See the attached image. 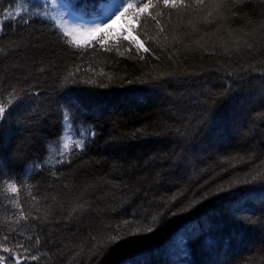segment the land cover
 Returning a JSON list of instances; mask_svg holds the SVG:
<instances>
[{"label":"trees","instance_id":"16d2710c","mask_svg":"<svg viewBox=\"0 0 264 264\" xmlns=\"http://www.w3.org/2000/svg\"><path fill=\"white\" fill-rule=\"evenodd\" d=\"M62 1L83 20L108 2ZM20 3L0 0V9ZM205 3L209 7L201 11L192 0L179 14L163 9L162 0L149 9L162 10L170 42L173 33L184 37L172 45L179 49L172 60L169 49L161 53L155 44L146 46L158 60L127 51L124 36L141 27L130 15L120 17L122 31L106 29L77 46L31 10L21 14L28 23L0 12V104L13 88L23 97L0 126V264H16L2 247L27 256L21 264H94L89 235L133 216L144 227L154 216L161 222L112 245L99 264H264V178L242 182L264 172V49L258 34L264 0ZM217 3V19L201 23ZM229 30L251 32L254 51L231 58L212 54L221 51L212 43ZM201 37L207 51L192 43ZM69 72L95 83L65 84ZM160 73L164 79L154 80ZM66 110L69 131L83 133L86 143L82 150L72 144L58 164ZM36 164L44 166L34 169ZM13 181L16 193L6 191ZM236 181L241 183L233 186ZM202 195L208 199L195 203ZM77 203L85 207L73 212ZM21 211L38 219L15 224ZM18 241L27 253L15 249Z\"/></svg>","mask_w":264,"mask_h":264},{"label":"snow or ice","instance_id":"6c2138e0","mask_svg":"<svg viewBox=\"0 0 264 264\" xmlns=\"http://www.w3.org/2000/svg\"><path fill=\"white\" fill-rule=\"evenodd\" d=\"M23 2H27V0H23ZM55 3V0H54ZM161 3V0H156V3H153V0H110V3L105 8L104 11V18L99 22L94 24L92 27L85 29L84 33L88 36H95L96 33L104 32L109 27V21L115 22L113 20V17H116L117 19L125 16L130 15L134 20L137 21V23L141 26L139 29L133 28L131 29V33H135L132 35L131 33L129 35L124 36V40L127 41L126 49L127 51L131 52L134 48L136 50V55L139 57V59L144 60L145 56L141 55L140 53H147L150 55L153 59L158 60L160 59V56H158L154 49L146 46L149 44H155L163 53L166 49H169L171 51V54L169 55V59L172 60L176 53L179 51L178 48L172 49V45H178L183 43L184 37H177L175 33L171 36V42L169 41V34L166 32L165 25L161 22V17L163 15L162 10H157L154 12L149 11V9H156L158 8L159 4ZM163 9H169V10H176L179 14L181 11H185L190 9L192 5V0H162ZM197 8H199L201 11H203L206 7H209L205 3V0H196ZM221 5L217 3L215 7L208 11L206 15L204 16L201 23H208L211 24L214 20L217 19V15L215 13L219 12V8ZM0 12L4 13L5 19H21L23 23H28V19L25 17H22V12H27V9H20L17 8L15 11H13L12 8H9L7 10L0 9ZM235 14V13H233ZM36 15H41V13H36ZM211 18V19H209ZM54 19V18H53ZM169 21H171V16H169ZM154 25V30L149 31V25ZM189 25L192 27V31L196 32L197 27L195 24H193L192 21H189ZM60 27L59 22H56L54 24V28ZM63 36L68 37L72 36L73 40L71 43L77 44L79 46L78 40H76V34L80 31L78 29H61ZM221 29H217V33L219 34ZM258 34L260 35V45L261 48L264 49V25H261L260 29L258 30ZM187 35L191 36V33H188ZM252 35L251 32L246 33L244 35H237L233 31L229 30L227 37L224 35H218L217 41L212 43L213 49H220L221 51L217 53L216 51H213L212 54H221L224 56H227L231 58L233 55H240L243 52L247 51L249 53H252L254 51L255 45L252 40H250L248 37ZM104 41V37L102 36L100 38V42ZM192 43L198 47L203 48V50L207 51V41H204V38L201 37L200 39H193ZM184 48H189L190 45L187 43L183 44ZM110 50V49H109ZM123 55V53H121ZM43 71V69H41ZM76 71H79V66H77ZM230 75L232 73H229ZM99 75H104L103 72L99 73ZM76 72H69L67 75L64 76L63 83L67 84L69 82L72 83H88L93 84L95 83L94 80L88 79V80H80L77 81L76 78ZM71 78V79H70ZM111 79V77H109ZM153 79H164V73H160L159 76H154ZM104 86V85H100ZM9 99L7 100L6 104H0V126L3 125L8 119H10L13 111L16 107L19 106V104L22 102L23 97L20 96L15 88L11 89L8 93ZM64 122L69 127L71 126V120L68 111H65V117ZM65 135L68 136L69 141H71L72 144H74V147L76 149H83L86 143V136L81 133L78 135H73L70 131L67 129L65 130ZM94 135V133H92ZM61 140H64V135H62ZM69 142L65 141L62 145V149L58 152V155L62 158L59 160H56V163L62 164L67 160V152L69 151ZM47 163V161L45 162ZM264 163V161H262ZM44 165L42 164H36L34 165V169H42ZM55 175V173H53ZM264 178V172L258 173L256 175H252L251 179H245L242 182L244 184H252L256 181ZM2 179V178H0ZM241 183V181H236L233 186L238 185ZM31 187V186H29ZM67 188L68 186L65 185ZM220 191H224L225 189L221 188ZM6 191H10L12 193H16L18 191L17 182H9L6 185ZM213 195L215 193H212ZM29 195H31V192H29ZM33 200H35V197H32ZM173 199H176L174 197ZM208 199V195H202L199 197L195 203H200L202 200ZM13 207H20V204L16 201H13ZM195 204L190 205L189 207L181 208L178 211L171 212L172 216L180 215L182 212H187L190 210L191 207H194ZM85 205L83 203H77L72 211H82L84 209ZM36 211L39 213L41 210L39 208L36 209ZM71 212L69 213V216H71ZM29 216H31V219L35 220L38 219L37 216L32 215L31 213H25L23 211L20 212V215L16 221H14L15 224H19L20 220L27 221ZM164 213H160V217H163ZM160 219L156 216L152 218L151 223H149L146 227L143 226V222L137 221L135 216L132 217L131 220H124L120 224L116 225L115 228H112L111 225H108L106 228H102L98 231L96 235H89V240L92 242L91 246V256L89 259L94 256L96 257V260L94 261V264H99L100 259L103 258V256L107 253L109 248L118 243L122 239H126L130 236L135 235H142L144 233H150L154 231L155 227L159 225ZM11 231H16L15 228L11 229ZM4 239L7 240L8 236L5 235ZM27 239H31V237H27ZM36 243H39V239L36 240ZM15 249H23L24 253H27L29 251L28 248L24 246L23 241H18L15 245ZM2 251L9 253L10 256L16 257V264H21V258L27 259V256H22V254L18 253L17 251H14L13 249H9L8 247H2ZM3 257H0V260H3ZM32 260H36V256H31Z\"/></svg>","mask_w":264,"mask_h":264},{"label":"rangeland","instance_id":"374dc122","mask_svg":"<svg viewBox=\"0 0 264 264\" xmlns=\"http://www.w3.org/2000/svg\"><path fill=\"white\" fill-rule=\"evenodd\" d=\"M109 3L110 0H108V2H106L104 5L100 6V8L98 9V15H94V17H91L90 19H86V20H82L79 17H77L75 14H72L68 5L64 3V1L62 0H55V3L54 0H37L35 2L28 1L26 3L23 2L18 4V6L14 8L13 11H15L17 8H20V9H27V11L31 10L33 15H36V13H41V15L39 16L49 20L53 24L59 22L60 27H58V29L60 31L61 29H68V30L78 29L80 31L76 34L75 38L76 40H78L79 45H84L85 43L94 39L98 34L96 33L95 36H88L84 33V30L92 27L96 23H99L104 18V11ZM34 5L37 6L34 7ZM23 13L24 12H22L21 14ZM113 20L115 22L113 23L109 21V27L107 29H110V31L112 30L116 33L122 31L121 27L123 26V24L121 23V19L120 18L117 19L116 17H113ZM68 38L70 39V41L73 40L72 36H68ZM66 129L69 131L68 125H65V130ZM65 130L63 133L64 140L60 141L58 150L57 152H55V155H58V152L62 149V145L65 141L69 142V149L72 146V143L71 141H69L68 136L65 135Z\"/></svg>","mask_w":264,"mask_h":264}]
</instances>
